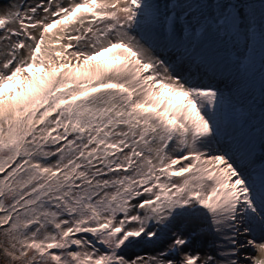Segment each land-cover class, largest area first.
Here are the masks:
<instances>
[{
  "label": "snow or ice",
  "instance_id": "obj_1",
  "mask_svg": "<svg viewBox=\"0 0 264 264\" xmlns=\"http://www.w3.org/2000/svg\"><path fill=\"white\" fill-rule=\"evenodd\" d=\"M240 7L0 8V264H264L252 235L264 233V90L258 141L241 166L216 147L230 98L154 46L162 37L191 60L203 31L250 53V31L264 46V4L258 17L237 16ZM191 219L201 248L181 230Z\"/></svg>",
  "mask_w": 264,
  "mask_h": 264
},
{
  "label": "rangeland",
  "instance_id": "obj_2",
  "mask_svg": "<svg viewBox=\"0 0 264 264\" xmlns=\"http://www.w3.org/2000/svg\"><path fill=\"white\" fill-rule=\"evenodd\" d=\"M34 2V0H32ZM155 2L163 5L169 3L170 0H155ZM209 4H229L240 5L236 10L237 16L241 12L245 16H251L253 13L258 17L260 6L264 4V0H204ZM7 4L9 0H0V4ZM225 12L228 9H224ZM216 10L213 9V15ZM223 19V17H221ZM219 23V21H216ZM199 46L197 48L198 55L193 59H188L182 51H178L168 46L162 40L155 41L156 55L170 59L177 64L183 65L185 74L199 81L205 86H210L223 93L230 98L231 104L226 106L221 114V136L220 143L216 146L223 151L230 149L235 153L237 163L243 164L249 159V151L254 143H257L259 136V115L260 100L262 98V90H264V46L259 43V33L255 35L250 31L248 33V44L251 52L241 43L239 46H233L230 42H224L215 35L205 36L201 31ZM199 39V38H197ZM232 49L237 51V56L232 57L230 54ZM239 56V57H238ZM239 60V63L237 61ZM251 109V117L249 110ZM246 119H250L249 123H245ZM253 125L255 128L253 129ZM254 132V135L250 134ZM235 149L238 151L236 152ZM239 152V153H238ZM259 150L257 148L256 155L252 157L256 160V167H259ZM181 230L185 234L196 236L197 242L195 248H201L200 235L201 222L196 219L181 220L179 222ZM257 242H264V233L259 229L254 234ZM251 238V236L247 237ZM241 239H246L241 237ZM3 238L0 237V244ZM141 251V249H137ZM246 253L251 257H259V252L253 247L245 249ZM3 257L0 255V261ZM250 264V261L248 262Z\"/></svg>",
  "mask_w": 264,
  "mask_h": 264
},
{
  "label": "trees",
  "instance_id": "obj_3",
  "mask_svg": "<svg viewBox=\"0 0 264 264\" xmlns=\"http://www.w3.org/2000/svg\"><path fill=\"white\" fill-rule=\"evenodd\" d=\"M237 51L236 50H234V49H232V52H231V54H230V57H231V60L234 62V59L232 58V57H235V55L237 56ZM239 57V56H238Z\"/></svg>",
  "mask_w": 264,
  "mask_h": 264
},
{
  "label": "bare ground",
  "instance_id": "obj_4",
  "mask_svg": "<svg viewBox=\"0 0 264 264\" xmlns=\"http://www.w3.org/2000/svg\"><path fill=\"white\" fill-rule=\"evenodd\" d=\"M8 4V3H7ZM7 4H4V3H2V4H0V8H3V7H5ZM158 40H161L160 38L159 39H156L155 41H157L158 42ZM235 151L237 152L238 150L237 149H235ZM239 153V152H238Z\"/></svg>",
  "mask_w": 264,
  "mask_h": 264
},
{
  "label": "water",
  "instance_id": "obj_5",
  "mask_svg": "<svg viewBox=\"0 0 264 264\" xmlns=\"http://www.w3.org/2000/svg\"><path fill=\"white\" fill-rule=\"evenodd\" d=\"M162 40V37L160 38ZM164 41V40H163Z\"/></svg>",
  "mask_w": 264,
  "mask_h": 264
}]
</instances>
